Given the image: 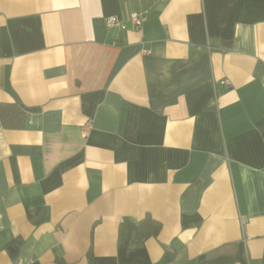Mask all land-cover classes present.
<instances>
[{"label":"crops","instance_id":"1","mask_svg":"<svg viewBox=\"0 0 264 264\" xmlns=\"http://www.w3.org/2000/svg\"><path fill=\"white\" fill-rule=\"evenodd\" d=\"M18 262L264 264V0H0Z\"/></svg>","mask_w":264,"mask_h":264},{"label":"built area","instance_id":"2","mask_svg":"<svg viewBox=\"0 0 264 264\" xmlns=\"http://www.w3.org/2000/svg\"><path fill=\"white\" fill-rule=\"evenodd\" d=\"M129 19L136 26H140L142 24L141 15L134 13V14L130 15ZM106 27L109 30H111V29L124 30L126 28V25H125L123 20H120L117 17H109L106 19ZM17 264H20V263L18 262Z\"/></svg>","mask_w":264,"mask_h":264},{"label":"trees","instance_id":"3","mask_svg":"<svg viewBox=\"0 0 264 264\" xmlns=\"http://www.w3.org/2000/svg\"><path fill=\"white\" fill-rule=\"evenodd\" d=\"M9 116L10 117H14L15 115L16 116H19V117H24L23 116V114L21 113V111L18 109V107L17 106H11L10 107V110H9ZM3 122H4V124H5V126L7 127V128H9V127H22V124H19V125H16V126H14V125H11L4 117H3Z\"/></svg>","mask_w":264,"mask_h":264}]
</instances>
